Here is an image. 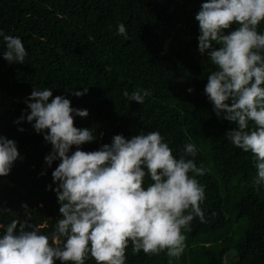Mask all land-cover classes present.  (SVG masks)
Masks as SVG:
<instances>
[{
    "label": "trees",
    "instance_id": "1",
    "mask_svg": "<svg viewBox=\"0 0 264 264\" xmlns=\"http://www.w3.org/2000/svg\"><path fill=\"white\" fill-rule=\"evenodd\" d=\"M204 2L0 0V30L20 37L27 51L24 64H10L0 40V135L15 140L23 157L0 177V209L8 210L0 212V224L26 219L24 204L29 222L45 235L61 218L52 177L60 161L49 167L45 156L52 145L43 133L26 119L14 123L22 112L30 113L26 100L33 88H48L52 98L63 95L72 107L88 111L86 118H74L75 127L90 128L96 137L79 146L83 151L111 144L118 134L130 139L148 132H159L177 158L186 143L197 146L189 158L206 170L196 176L205 191V221L196 217L189 231L182 229L186 246L180 257H169L167 250L134 254L129 241L125 264H226L229 255L237 264H264V184L256 183L253 155L227 138L235 125L218 118L204 94L215 70L198 51L195 16ZM120 23L128 39L117 33ZM257 30L264 32V21ZM85 86L87 94H72ZM125 90L148 95L141 105L124 97ZM150 183L146 176L144 186ZM85 264L96 261L89 255Z\"/></svg>",
    "mask_w": 264,
    "mask_h": 264
},
{
    "label": "clouds",
    "instance_id": "2",
    "mask_svg": "<svg viewBox=\"0 0 264 264\" xmlns=\"http://www.w3.org/2000/svg\"><path fill=\"white\" fill-rule=\"evenodd\" d=\"M195 19L198 51L215 66L204 94L216 116L235 125L226 132L227 138L253 155L256 183L264 184V32L257 30L264 21V0H205ZM117 33L128 39L124 23ZM0 40L3 58L24 64L27 51L22 39L0 30ZM87 92L85 86L83 92L72 94L81 97ZM147 95L146 90L123 92L141 105ZM52 97L51 89L33 88L26 100L30 113L22 112L14 123L26 119L36 133H43L52 145L45 156L49 167L60 161L52 177L61 218L45 235L29 222L28 206L22 205L26 219L0 224V264H55L56 260L85 264L89 255L96 264H125L129 241L134 254L167 250L169 257H180L186 246L182 229L189 231L196 217L205 221L200 207L205 191L196 176L206 170L189 158L196 156L197 146L186 143L177 158L159 132H148L130 139L118 134L111 144L83 151L79 146L96 137L90 128L75 127L74 118H86L88 111L72 107L63 95ZM72 146L77 148L70 154ZM22 159L17 142L0 135V177ZM146 176L152 181L147 187ZM4 211L8 210L0 209Z\"/></svg>",
    "mask_w": 264,
    "mask_h": 264
},
{
    "label": "rangeland",
    "instance_id": "3",
    "mask_svg": "<svg viewBox=\"0 0 264 264\" xmlns=\"http://www.w3.org/2000/svg\"><path fill=\"white\" fill-rule=\"evenodd\" d=\"M226 264H237V263H236V260H235V258H234L233 255H229V256L227 257V262H226Z\"/></svg>",
    "mask_w": 264,
    "mask_h": 264
}]
</instances>
